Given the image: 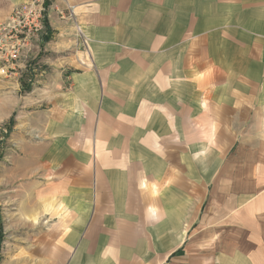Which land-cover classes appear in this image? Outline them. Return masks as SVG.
<instances>
[{"label":"crops","instance_id":"crops-1","mask_svg":"<svg viewBox=\"0 0 264 264\" xmlns=\"http://www.w3.org/2000/svg\"><path fill=\"white\" fill-rule=\"evenodd\" d=\"M25 1L0 0V22ZM51 5L40 56L0 73V122L33 124L0 264H264V149L232 167L264 111V0Z\"/></svg>","mask_w":264,"mask_h":264},{"label":"rangeland","instance_id":"rangeland-1","mask_svg":"<svg viewBox=\"0 0 264 264\" xmlns=\"http://www.w3.org/2000/svg\"><path fill=\"white\" fill-rule=\"evenodd\" d=\"M52 6V5H51ZM69 8L64 11V13L60 14L61 17H63L62 20H69V22L74 24L75 27V35L78 41L80 42L79 45L82 48V51H87V38L83 33V30L81 26L76 21V15L73 12V9L69 11ZM50 9L47 11V19H48V13ZM72 13V14H71ZM81 30V32L79 31ZM83 35V36H82ZM86 40V44L83 40ZM38 68L37 65L33 66L32 72L34 69ZM27 73V72H26ZM14 82H18L17 79L14 80ZM24 82V89L26 91H29L31 88L27 87L28 85V78H24V81H20V83ZM23 97V98H22ZM33 96L30 94V92L21 93V94H14V99L18 100L19 102H28V107H32L35 109V105L30 103L28 100H30ZM18 108L16 112L12 115V118L9 122H0V262L3 259V252L5 247V232H6V217L11 216H18L19 215V207L17 206L18 199H19V192L11 190V187L9 184L11 182H8L12 178V174L9 173V170L12 169V164H10L12 159L11 157L17 156L16 150L18 146V140H20V137L22 135H25L27 133H30L29 127H32V123L25 119L27 122H18L20 115L22 112ZM27 112V110H25ZM28 116V114H26ZM21 123V127H18V125ZM32 124V125H31ZM246 128L240 129V135L238 136V146L236 147L235 151L243 152V155L240 157H236L234 159V164H232V167L239 168L242 170L241 172L244 173L245 168V160L246 157H244V154L246 153L247 157L250 159L251 157H254L252 161L259 160L256 157H260L261 149L263 150V145L261 142V137L264 136V111L261 112L260 117H258L256 120L254 119L253 122H247ZM244 129V130H242ZM17 136H20L19 138ZM253 139V140H252ZM19 153V151H18ZM240 155V154H239ZM10 156V157H8ZM7 157V158H6ZM18 157V156H17ZM251 161V160H250ZM249 162V161H248ZM251 163V162H250ZM261 173V169H260ZM262 174V173H261ZM238 176V177H237ZM235 176L238 180H241L243 177L242 175ZM245 176V175H244ZM212 177L209 175H205L204 180V193L206 201L208 200V197L212 194ZM13 182V181H12ZM202 184H200L199 189H201ZM197 191H190L189 195H194ZM211 192V194H210ZM14 202V203H13ZM17 206V207H16ZM10 225V224H9Z\"/></svg>","mask_w":264,"mask_h":264},{"label":"built area","instance_id":"built-area-1","mask_svg":"<svg viewBox=\"0 0 264 264\" xmlns=\"http://www.w3.org/2000/svg\"><path fill=\"white\" fill-rule=\"evenodd\" d=\"M47 11L45 0H26L16 5L9 17L0 22L2 75L19 79L21 71L40 56L43 51L41 40L47 30ZM83 41L86 44V40Z\"/></svg>","mask_w":264,"mask_h":264},{"label":"trees","instance_id":"trees-1","mask_svg":"<svg viewBox=\"0 0 264 264\" xmlns=\"http://www.w3.org/2000/svg\"><path fill=\"white\" fill-rule=\"evenodd\" d=\"M53 1L54 0H45V7H46L47 10L50 8V6H51V4H52ZM46 25L48 27V21H47V19H46ZM49 39H50L49 36L48 37H45V40L46 41L49 40ZM0 149H1V147H0Z\"/></svg>","mask_w":264,"mask_h":264}]
</instances>
